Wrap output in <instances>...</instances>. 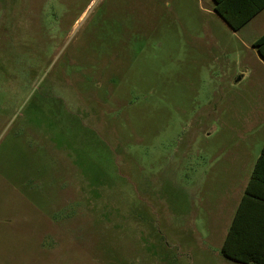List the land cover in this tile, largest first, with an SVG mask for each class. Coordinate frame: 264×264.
<instances>
[{
  "label": "rangeland",
  "instance_id": "374dc122",
  "mask_svg": "<svg viewBox=\"0 0 264 264\" xmlns=\"http://www.w3.org/2000/svg\"><path fill=\"white\" fill-rule=\"evenodd\" d=\"M208 4L0 0V264H239L264 11Z\"/></svg>",
  "mask_w": 264,
  "mask_h": 264
},
{
  "label": "trees",
  "instance_id": "16d2710c",
  "mask_svg": "<svg viewBox=\"0 0 264 264\" xmlns=\"http://www.w3.org/2000/svg\"><path fill=\"white\" fill-rule=\"evenodd\" d=\"M213 1L218 15L234 31L242 30L264 8V0ZM253 48L264 61V34ZM247 202L257 206L251 211ZM221 252L241 264H264V146Z\"/></svg>",
  "mask_w": 264,
  "mask_h": 264
},
{
  "label": "crops",
  "instance_id": "0c3cea01",
  "mask_svg": "<svg viewBox=\"0 0 264 264\" xmlns=\"http://www.w3.org/2000/svg\"><path fill=\"white\" fill-rule=\"evenodd\" d=\"M207 1V4H208V6L210 7V9H211V11L213 12V13H215L218 17H220L219 15H218V13L216 12V10H215V8H214V1L213 0H206ZM248 11H250V9L248 10ZM264 11V8L262 9V10H260L257 14H256V16H254L249 22H248V24L244 27V28H246L258 15H260L262 12ZM221 18V17H220ZM222 19V18H221ZM222 21L223 22H225L223 19H222ZM226 23V22H225ZM226 25L228 26V24L226 23ZM229 27V26H228ZM243 28V29H244ZM242 29V30H243ZM259 158V157H258ZM256 164V163H255ZM254 167H255V165H254ZM253 170H254V168H253ZM252 174H253V172H252ZM252 174H251V177H252ZM251 177H250V179L249 180H247V185L245 186V192H246V189H247V187L249 186V183H250V181H251ZM245 192H244V194H243V196L241 197V199H240V202H239V205H238V207H237V210H236V212L234 213V215H233V217H232V219H231V223L229 224V228H228V231H229V229H230V227H231V225H232V223H233V220H234V218H235V215L237 214V211H238V208H239V206H240V204H241V202H242V200H243V198H244V195H245ZM247 206H249V207H247V208H250L249 210H254V208H255V206H257L256 205V203H253V202H247ZM227 234H228V232H227ZM226 237H227V235H226ZM226 237H225V239H226ZM225 239H224V241H223V244H224V242H225ZM223 244H222V246H221V249H222V247H223ZM238 263V262H237ZM239 264H241V263H239Z\"/></svg>",
  "mask_w": 264,
  "mask_h": 264
}]
</instances>
